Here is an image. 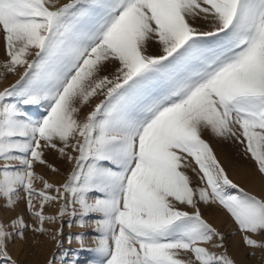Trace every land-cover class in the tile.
Segmentation results:
<instances>
[{
	"label": "snow or ice",
	"instance_id": "snow-or-ice-1",
	"mask_svg": "<svg viewBox=\"0 0 264 264\" xmlns=\"http://www.w3.org/2000/svg\"><path fill=\"white\" fill-rule=\"evenodd\" d=\"M0 41V77L18 76L0 90V199L38 220L0 222V264L69 204L79 227L92 220L96 264H234L200 204L264 251V198L202 138H234L264 177V0H0ZM50 151L71 166L60 185L35 172H59Z\"/></svg>",
	"mask_w": 264,
	"mask_h": 264
},
{
	"label": "rangeland",
	"instance_id": "rangeland-1",
	"mask_svg": "<svg viewBox=\"0 0 264 264\" xmlns=\"http://www.w3.org/2000/svg\"><path fill=\"white\" fill-rule=\"evenodd\" d=\"M61 2H67V0H61ZM201 26L207 27L206 25ZM149 51L155 54L158 48L153 44ZM3 55V43L0 41V61L3 60ZM113 70L109 66L102 74H109ZM16 79H18V76L12 74H7V78L0 77V90L14 83ZM97 102H99V99H94V103ZM43 111V108H30L29 115L32 119H39V113ZM87 111L88 109L85 108L84 112ZM202 138L210 144L217 160L233 183L252 195L264 198V177L257 173L255 163L245 154L243 145L234 138L215 137L210 131L203 132ZM45 159L50 164L55 165L59 172L53 173L49 168L37 165L35 167L37 175L43 176L50 183L62 184L71 166L61 162L57 154L51 151L45 154ZM189 175L193 174L189 173ZM193 183L194 185L198 184V180L194 175ZM36 187H42L41 182L37 181ZM232 191L235 194V190ZM23 195L21 192L20 196ZM4 203V200L0 199V222L7 225L13 219L23 217L25 223L38 226V220L29 213L24 199H18L12 208L4 207ZM61 203L45 205L44 214H56ZM198 207L206 222L224 236L223 243L227 249V255L234 261V264H264V251L250 249L242 243L237 226L222 207L216 204H200ZM184 210L193 211L191 208H185ZM68 211L69 215L64 216L56 223H50L46 220L44 228L47 231L43 233L35 232L30 227L25 230L23 238L17 237L8 245L9 253L17 261V264H48L49 260H53V264H73V262L75 264H96L95 253L91 251L95 246L96 236L93 231L92 220L87 221L86 227H79L77 223L79 210L77 209L75 217L72 216V205L69 204ZM60 229H62V234L57 235L54 240L53 235ZM77 236L82 237V243L76 238ZM256 238L261 239V237ZM58 242H60L59 246H57ZM210 250L223 251V249L214 248H210Z\"/></svg>",
	"mask_w": 264,
	"mask_h": 264
}]
</instances>
